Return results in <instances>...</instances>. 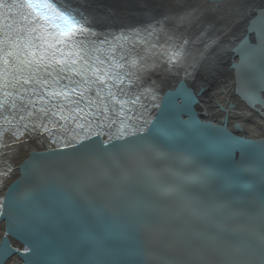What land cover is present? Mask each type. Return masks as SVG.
<instances>
[{
	"label": "water",
	"instance_id": "1",
	"mask_svg": "<svg viewBox=\"0 0 264 264\" xmlns=\"http://www.w3.org/2000/svg\"><path fill=\"white\" fill-rule=\"evenodd\" d=\"M188 52L165 70L178 76ZM263 54L264 35L233 71L236 96L264 120V70L250 76ZM184 96L163 95L131 141L53 152L3 194L0 264H264V138L183 114Z\"/></svg>",
	"mask_w": 264,
	"mask_h": 264
},
{
	"label": "bare ground",
	"instance_id": "2",
	"mask_svg": "<svg viewBox=\"0 0 264 264\" xmlns=\"http://www.w3.org/2000/svg\"><path fill=\"white\" fill-rule=\"evenodd\" d=\"M54 1L99 31L165 23L188 41L189 52L178 76L163 68L151 72L157 90L165 97L171 92L180 91V96L184 93L181 109L185 115L195 111L213 126L226 121L228 128L243 139L264 138V120L236 96L233 71L237 56L264 35L258 30L264 24V0ZM260 60L264 64V54ZM262 63L259 69H252V78L264 70ZM229 104L235 109L226 117L221 107ZM53 152L40 137L25 135L18 142H9L3 156L12 169L0 184V194L18 189L33 169L55 158Z\"/></svg>",
	"mask_w": 264,
	"mask_h": 264
},
{
	"label": "snow or ice",
	"instance_id": "3",
	"mask_svg": "<svg viewBox=\"0 0 264 264\" xmlns=\"http://www.w3.org/2000/svg\"><path fill=\"white\" fill-rule=\"evenodd\" d=\"M25 2L30 4V5H33L35 7H39L43 4H45L47 2V0H25ZM69 26H71V24ZM58 94H64V93H57L55 91L50 93V95H53V96L58 95ZM53 115H55V113H53Z\"/></svg>",
	"mask_w": 264,
	"mask_h": 264
},
{
	"label": "rangeland",
	"instance_id": "4",
	"mask_svg": "<svg viewBox=\"0 0 264 264\" xmlns=\"http://www.w3.org/2000/svg\"><path fill=\"white\" fill-rule=\"evenodd\" d=\"M164 21V20H163Z\"/></svg>",
	"mask_w": 264,
	"mask_h": 264
}]
</instances>
